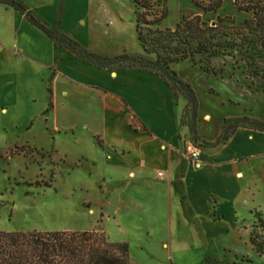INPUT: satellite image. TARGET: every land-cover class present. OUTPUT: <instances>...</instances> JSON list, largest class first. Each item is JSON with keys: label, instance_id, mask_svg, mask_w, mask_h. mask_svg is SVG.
Masks as SVG:
<instances>
[{"label": "rangeland", "instance_id": "374dc122", "mask_svg": "<svg viewBox=\"0 0 264 264\" xmlns=\"http://www.w3.org/2000/svg\"><path fill=\"white\" fill-rule=\"evenodd\" d=\"M15 1L98 57L143 53L133 0ZM165 6V18L153 27L173 28L198 14L207 25L217 22L226 31L234 26L231 32L249 17L233 0H222L210 13L190 0H167ZM0 35L11 46V55L6 52L0 62V231H102L109 240L128 245L131 264H264V149L258 146L264 131L241 125L226 138L224 132V126L235 123H225L231 118L264 124V56L238 45L229 54L208 60L195 56L171 65L197 100L193 118L181 87L170 83L173 102L184 103L177 129L183 162L198 164L183 151L187 141L204 154L236 132L242 146L257 143L250 153H236L234 163L225 168L204 173L187 169L191 188L184 193L186 204L180 205L175 187H181L180 178L158 190L150 170L136 196L125 189L128 181L120 177L121 171L110 173L104 158L92 152L91 143H101L94 134L106 128V101L65 75L63 71L72 69L64 60L72 56L61 53L56 58L65 46L54 49L20 13L11 14V28L0 27ZM205 65L218 73H206ZM156 121L161 129L163 123ZM245 130L254 140L243 135ZM209 182L220 190L215 205L216 197L208 204L202 187L197 188ZM179 200L183 204L181 188ZM251 235L260 248L250 242Z\"/></svg>", "mask_w": 264, "mask_h": 264}, {"label": "trees", "instance_id": "16d2710c", "mask_svg": "<svg viewBox=\"0 0 264 264\" xmlns=\"http://www.w3.org/2000/svg\"><path fill=\"white\" fill-rule=\"evenodd\" d=\"M167 0H133L135 7V31L143 53L136 56L98 57L86 50L56 27H49L40 18L33 16L24 5L15 0H0L22 14L32 25L38 27L56 44L64 45L73 56L84 63L109 70L136 68L159 76L165 84H177L188 98L194 118L197 100L189 84L177 77L171 65L195 56L212 57L229 54L238 45H246L257 56H264V0H233L238 11L249 17L231 31L230 26L213 22L207 25L200 15L182 19L173 28L153 27L166 15ZM204 13L216 12L222 0H190ZM225 19H230L226 16ZM223 20L220 19L221 23ZM144 55H151L150 59ZM124 63V64H123ZM206 73L216 75L217 70L204 66ZM224 126L225 138L241 125L264 131V124L249 117L231 118ZM257 219L259 217L257 216ZM254 235L250 242L257 248ZM0 264H131L128 245L109 240L97 230H20L0 231Z\"/></svg>", "mask_w": 264, "mask_h": 264}, {"label": "crops", "instance_id": "0c3cea01", "mask_svg": "<svg viewBox=\"0 0 264 264\" xmlns=\"http://www.w3.org/2000/svg\"><path fill=\"white\" fill-rule=\"evenodd\" d=\"M18 13L16 10H11V7L0 3V27L11 28V14L17 16ZM52 45L54 49L59 50L62 48L61 46H64L55 42ZM6 52L11 55V46L5 43L0 35V62L6 56ZM61 53L66 56L69 54L73 58V60H64L69 63V68L72 69L68 72L63 71L65 75L72 81L95 89L106 101L104 105L106 128L103 131L104 134L100 132L94 134L100 138L101 143H98L99 147L91 143L92 152L104 158L110 173L115 170L121 171L120 177L125 178L126 182L128 181L125 189L129 187L128 189L132 193L134 192L133 195L141 194L140 184L146 181V176L151 170L156 180L154 187L158 190L164 187L170 188L172 182L176 183L180 178L178 181H181L183 204L179 200L180 188L175 184L178 195L177 203L184 205L186 204L185 198H187L184 193H187L191 188L189 187L190 182L186 179L187 169L204 173L209 169L225 168L227 164L234 163L233 157L236 156V153H250L249 151L254 150L257 145L254 134L246 130L243 135L253 139L254 142L245 143L244 146L237 143L238 132H236L228 141L222 142L220 148L208 154H204L198 146L197 165L192 162H183L177 152L180 147L177 129L184 103L173 102L170 87L159 76L136 68L109 70L87 64L77 60L66 47L56 54V58ZM74 71L82 73L75 75ZM1 73L0 69V75ZM154 120L162 122L163 127L157 128L153 124ZM197 135L201 139H205L198 132ZM205 140L207 141V139ZM258 146L264 149V134L260 136ZM223 153H227V155L219 157ZM81 158L90 161L84 155ZM90 162L91 165L95 164L92 160ZM160 171L163 172L161 176L157 175ZM238 173L242 172H236L235 175L237 176ZM108 176L112 178L114 175ZM105 178H107V174H104ZM197 186L194 185L195 188L202 187L201 193H204L208 204L212 203V196L216 197V201L212 204L217 203V194L220 190L216 185L209 182V184ZM212 208L214 209L215 206ZM197 219H199L198 216Z\"/></svg>", "mask_w": 264, "mask_h": 264}, {"label": "built area", "instance_id": "2783aa9c", "mask_svg": "<svg viewBox=\"0 0 264 264\" xmlns=\"http://www.w3.org/2000/svg\"><path fill=\"white\" fill-rule=\"evenodd\" d=\"M183 151L192 160H197L198 157H199V150H198L197 146H195V144L190 142V141H187L185 143ZM157 175L161 176V175H163V172L160 171V172L157 173Z\"/></svg>", "mask_w": 264, "mask_h": 264}, {"label": "bare ground", "instance_id": "6f19581e", "mask_svg": "<svg viewBox=\"0 0 264 264\" xmlns=\"http://www.w3.org/2000/svg\"><path fill=\"white\" fill-rule=\"evenodd\" d=\"M237 175H238V176H240V175H241V173H238Z\"/></svg>", "mask_w": 264, "mask_h": 264}]
</instances>
